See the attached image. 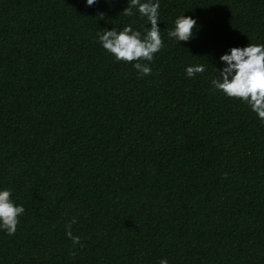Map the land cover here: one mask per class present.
I'll return each mask as SVG.
<instances>
[{"label":"trees","instance_id":"16d2710c","mask_svg":"<svg viewBox=\"0 0 264 264\" xmlns=\"http://www.w3.org/2000/svg\"><path fill=\"white\" fill-rule=\"evenodd\" d=\"M160 5L141 77L96 43L147 25L127 0H0V189L25 207L0 264H264V122L210 83L226 50L264 43V0ZM182 13L201 30L179 45Z\"/></svg>","mask_w":264,"mask_h":264},{"label":"clouds","instance_id":"9594fccd","mask_svg":"<svg viewBox=\"0 0 264 264\" xmlns=\"http://www.w3.org/2000/svg\"><path fill=\"white\" fill-rule=\"evenodd\" d=\"M96 3L98 0H85L86 7H92ZM160 6V0H127V7L122 15L132 17L139 13L142 19H146L147 25L142 30L133 28L131 24L122 30L101 29L96 33V43L115 61L131 63L141 77L151 75V63L165 47L162 35L165 30L160 28ZM103 15L101 13L100 16ZM200 30L197 18L182 13L175 17L173 27L167 30V38L180 45L181 42L194 40ZM218 63V75L211 78V89L246 104L264 122V43L231 47L219 56ZM206 71L207 67L203 63L189 64L185 67V76L195 79ZM24 214V205L17 204L12 199V189H0V231L9 236L15 235L20 217ZM74 223L75 220L66 226V236L73 245H80L82 248L84 245L81 244L80 237L74 236L71 231ZM159 264H169L168 259L159 260Z\"/></svg>","mask_w":264,"mask_h":264}]
</instances>
